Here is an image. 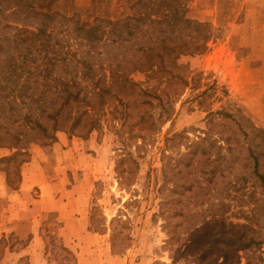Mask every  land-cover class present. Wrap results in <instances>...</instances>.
Listing matches in <instances>:
<instances>
[{
	"label": "rangeland",
	"instance_id": "374dc122",
	"mask_svg": "<svg viewBox=\"0 0 264 264\" xmlns=\"http://www.w3.org/2000/svg\"><path fill=\"white\" fill-rule=\"evenodd\" d=\"M131 2L49 9L88 28L132 13ZM187 3L188 17L211 26L205 51L168 71H133L135 91L69 103L55 139L28 153L0 148V264H264V181L254 171L259 158L264 174V0ZM105 51L108 63L125 50ZM33 154L35 166L21 164ZM251 237L263 243L244 248Z\"/></svg>",
	"mask_w": 264,
	"mask_h": 264
},
{
	"label": "trees",
	"instance_id": "16d2710c",
	"mask_svg": "<svg viewBox=\"0 0 264 264\" xmlns=\"http://www.w3.org/2000/svg\"><path fill=\"white\" fill-rule=\"evenodd\" d=\"M187 2L132 0V13L117 19L98 17L87 28L75 15L49 9L52 0H0V128L10 136L3 142L0 134V148L13 152L4 157L28 153L32 144L44 139L54 140L57 118L69 103L90 106L93 98L103 101L114 87L135 91L139 82L131 76L133 71H168L182 54L205 51L211 26L188 17ZM79 43L88 49L81 50ZM108 46L125 51L107 54L111 59L105 63L101 59ZM4 120L8 126L2 125ZM256 131L264 144V129ZM254 171L264 181L259 158ZM7 182L10 185L8 172ZM262 243L251 237L244 248Z\"/></svg>",
	"mask_w": 264,
	"mask_h": 264
},
{
	"label": "crops",
	"instance_id": "0c3cea01",
	"mask_svg": "<svg viewBox=\"0 0 264 264\" xmlns=\"http://www.w3.org/2000/svg\"><path fill=\"white\" fill-rule=\"evenodd\" d=\"M46 149H48V148H46ZM43 149L41 148V147H36L35 149H34V151H42ZM31 158V157H30ZM36 162H38V158L36 157V156H34V154L32 155V159H29L28 161H26L23 165H25V164H27V165H30V166H35V163ZM32 176V178H34V174L33 175H31ZM30 177V176H29ZM6 182H7V174H6ZM36 182H34L33 184H35ZM7 184H8V182H7ZM24 185H25V177L24 178H22V171H21V181L19 182V186L17 187V188H14V190L15 191H22L23 190V187H24ZM31 246H29V248H30ZM28 248V247H27ZM28 248V249H29Z\"/></svg>",
	"mask_w": 264,
	"mask_h": 264
}]
</instances>
